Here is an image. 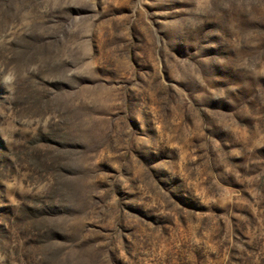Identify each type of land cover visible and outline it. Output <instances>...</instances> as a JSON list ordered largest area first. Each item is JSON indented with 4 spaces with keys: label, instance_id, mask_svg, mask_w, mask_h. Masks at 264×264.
Wrapping results in <instances>:
<instances>
[{
    "label": "rangeland",
    "instance_id": "obj_1",
    "mask_svg": "<svg viewBox=\"0 0 264 264\" xmlns=\"http://www.w3.org/2000/svg\"><path fill=\"white\" fill-rule=\"evenodd\" d=\"M0 264H264V0H0Z\"/></svg>",
    "mask_w": 264,
    "mask_h": 264
}]
</instances>
